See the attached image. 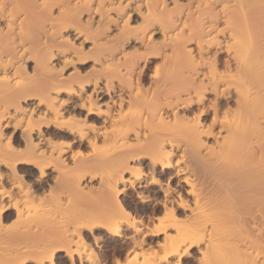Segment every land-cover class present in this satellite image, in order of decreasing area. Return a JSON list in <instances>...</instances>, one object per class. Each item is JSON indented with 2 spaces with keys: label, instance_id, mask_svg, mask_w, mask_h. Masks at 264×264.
<instances>
[{
  "label": "bare ground",
  "instance_id": "bare-ground-1",
  "mask_svg": "<svg viewBox=\"0 0 264 264\" xmlns=\"http://www.w3.org/2000/svg\"><path fill=\"white\" fill-rule=\"evenodd\" d=\"M165 251L264 264V0H0V264Z\"/></svg>",
  "mask_w": 264,
  "mask_h": 264
},
{
  "label": "snow or ice",
  "instance_id": "snow-or-ice-1",
  "mask_svg": "<svg viewBox=\"0 0 264 264\" xmlns=\"http://www.w3.org/2000/svg\"><path fill=\"white\" fill-rule=\"evenodd\" d=\"M159 71V69H157V72ZM30 127H31V122L29 121V127L28 128H25V132H28L30 130ZM29 163H31V161H28ZM164 228V221L161 220L159 226H158V230L159 229H163ZM111 230V229H109ZM162 247H165L166 248V245L165 246H162ZM187 248V244L184 245V248L180 249V252H183L185 249ZM71 254V253H70ZM180 253L177 252L175 253V255H179ZM173 255L172 253H169L167 251L164 252L163 256H161V260L163 261H168V264H180L179 260H169V256ZM56 264H61V262L59 261V259L57 258V261H56ZM64 264H66V262H64ZM115 264H120V261H116ZM127 264H131V261L127 262ZM136 264H152L151 262V254H145L144 256V260L143 262H141L139 259L136 261Z\"/></svg>",
  "mask_w": 264,
  "mask_h": 264
},
{
  "label": "rangeland",
  "instance_id": "rangeland-1",
  "mask_svg": "<svg viewBox=\"0 0 264 264\" xmlns=\"http://www.w3.org/2000/svg\"><path fill=\"white\" fill-rule=\"evenodd\" d=\"M89 64H90V61H86L85 63H82L81 65H80V68L82 69H84V68H86L87 66H89ZM8 130V128L7 129H5V131H7Z\"/></svg>",
  "mask_w": 264,
  "mask_h": 264
}]
</instances>
